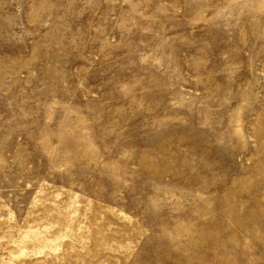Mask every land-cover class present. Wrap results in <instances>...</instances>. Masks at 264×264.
I'll return each instance as SVG.
<instances>
[{"label":"rangeland","instance_id":"1","mask_svg":"<svg viewBox=\"0 0 264 264\" xmlns=\"http://www.w3.org/2000/svg\"><path fill=\"white\" fill-rule=\"evenodd\" d=\"M0 264H264V0H0Z\"/></svg>","mask_w":264,"mask_h":264}]
</instances>
